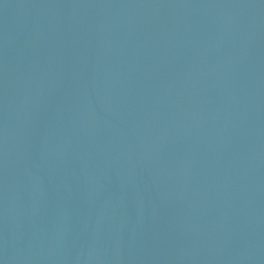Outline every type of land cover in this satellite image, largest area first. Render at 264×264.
<instances>
[{
  "label": "water",
  "instance_id": "water-1",
  "mask_svg": "<svg viewBox=\"0 0 264 264\" xmlns=\"http://www.w3.org/2000/svg\"><path fill=\"white\" fill-rule=\"evenodd\" d=\"M0 264H264V0H0Z\"/></svg>",
  "mask_w": 264,
  "mask_h": 264
}]
</instances>
